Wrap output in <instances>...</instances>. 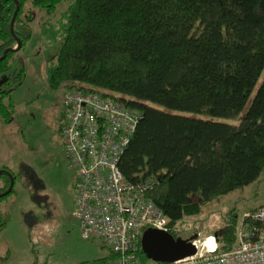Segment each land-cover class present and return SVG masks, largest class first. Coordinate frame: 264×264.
<instances>
[{
	"label": "trees",
	"instance_id": "16d2710c",
	"mask_svg": "<svg viewBox=\"0 0 264 264\" xmlns=\"http://www.w3.org/2000/svg\"><path fill=\"white\" fill-rule=\"evenodd\" d=\"M17 1L12 34L16 4L0 0V57L9 50L0 60V74L10 69L18 40L21 49L31 38L32 8L51 15L67 3L48 88L96 90L140 110L142 119L118 167L131 182L158 180L148 198L174 238L183 218L259 179L264 171V0ZM13 113L11 91H0V124H9ZM5 226L0 221V231ZM236 232V214L229 212L215 235L220 252L234 247ZM138 258L149 262L140 246ZM115 259L111 252L94 264Z\"/></svg>",
	"mask_w": 264,
	"mask_h": 264
},
{
	"label": "rangeland",
	"instance_id": "374dc122",
	"mask_svg": "<svg viewBox=\"0 0 264 264\" xmlns=\"http://www.w3.org/2000/svg\"><path fill=\"white\" fill-rule=\"evenodd\" d=\"M66 6L62 3L51 15L32 8L31 38L0 74V91H11L14 103L10 123L0 124V170L7 168L14 180L12 192L0 199V221L6 224L0 231V264H94L111 254L101 241L81 238L75 218L76 171L54 131V114L67 116L65 91L50 90L47 75L60 49L56 31ZM4 185L0 179V190ZM261 206L264 171L256 182L183 218L176 229L181 238L215 236L227 224L229 212L236 214L238 227L243 213Z\"/></svg>",
	"mask_w": 264,
	"mask_h": 264
},
{
	"label": "built area",
	"instance_id": "2783aa9c",
	"mask_svg": "<svg viewBox=\"0 0 264 264\" xmlns=\"http://www.w3.org/2000/svg\"><path fill=\"white\" fill-rule=\"evenodd\" d=\"M64 103L62 145L76 171L75 218L81 238L106 244L116 255L114 264H142L138 258L142 232L147 228L172 231L148 198L158 180L147 177L131 182L118 167L142 113L96 90L65 91ZM192 243L194 256L167 264H264V206L243 213L231 250L220 252L215 236Z\"/></svg>",
	"mask_w": 264,
	"mask_h": 264
},
{
	"label": "water",
	"instance_id": "95a60500",
	"mask_svg": "<svg viewBox=\"0 0 264 264\" xmlns=\"http://www.w3.org/2000/svg\"><path fill=\"white\" fill-rule=\"evenodd\" d=\"M16 9L13 13L10 22V32L13 34V26L15 17L19 11L18 1L14 0ZM21 47V42L18 40L16 48L12 50L15 52ZM9 50H6L0 57L3 60ZM6 173L9 178V186L6 191L0 194V199L9 195L13 190V178L9 172L0 170V175ZM198 235L194 234L189 238H174L171 234L153 228L145 229L139 239V246L141 253L148 261L154 263H172L181 259L192 257L196 254V248L193 241L197 240Z\"/></svg>",
	"mask_w": 264,
	"mask_h": 264
},
{
	"label": "flooded vegetation",
	"instance_id": "af4514ba",
	"mask_svg": "<svg viewBox=\"0 0 264 264\" xmlns=\"http://www.w3.org/2000/svg\"><path fill=\"white\" fill-rule=\"evenodd\" d=\"M54 118H55L54 122L56 124L55 127H54L55 128L54 131H55V133H57L59 135L58 137L61 138L62 131H63V128L65 126V122H66L65 115L58 112L56 115L54 114ZM2 170L5 171V172H9L11 174V172L7 168H3ZM12 178H13V176H12ZM0 179H2L4 181V184H5L4 186L7 185V188H8V186H9V178H8L7 174L6 173L1 174L0 175ZM7 188H6V190H7ZM3 192H1V193H3Z\"/></svg>",
	"mask_w": 264,
	"mask_h": 264
},
{
	"label": "bare ground",
	"instance_id": "6f19581e",
	"mask_svg": "<svg viewBox=\"0 0 264 264\" xmlns=\"http://www.w3.org/2000/svg\"><path fill=\"white\" fill-rule=\"evenodd\" d=\"M66 123V122H65Z\"/></svg>",
	"mask_w": 264,
	"mask_h": 264
},
{
	"label": "crops",
	"instance_id": "0c3cea01",
	"mask_svg": "<svg viewBox=\"0 0 264 264\" xmlns=\"http://www.w3.org/2000/svg\"><path fill=\"white\" fill-rule=\"evenodd\" d=\"M97 261V260H96Z\"/></svg>",
	"mask_w": 264,
	"mask_h": 264
}]
</instances>
